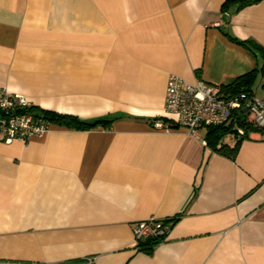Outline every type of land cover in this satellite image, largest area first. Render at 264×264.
I'll list each match as a JSON object with an SVG mask.
<instances>
[{
  "label": "crops",
  "instance_id": "obj_1",
  "mask_svg": "<svg viewBox=\"0 0 264 264\" xmlns=\"http://www.w3.org/2000/svg\"><path fill=\"white\" fill-rule=\"evenodd\" d=\"M226 1L0 0V89L108 123L0 140V264H264V130L228 156L208 128L150 125L171 118L170 75L223 86L264 63L229 39L264 48V0ZM150 218L171 229L145 252L132 225Z\"/></svg>",
  "mask_w": 264,
  "mask_h": 264
},
{
  "label": "built area",
  "instance_id": "obj_2",
  "mask_svg": "<svg viewBox=\"0 0 264 264\" xmlns=\"http://www.w3.org/2000/svg\"><path fill=\"white\" fill-rule=\"evenodd\" d=\"M165 114L168 121L156 119L151 127L163 133L183 129L191 138L199 140L202 129L226 127L235 124V116L244 114L246 122L264 130V97L254 92L225 94L222 86L203 80L189 82L176 75L167 80ZM243 111H246L244 113ZM236 126V125H235ZM52 124L33 110V106L18 94L0 89V140L6 144L13 141L28 143L41 138L51 130ZM236 137L245 135L244 129L236 126ZM202 144H206L201 140ZM171 229L169 222L153 218L138 221L132 225V236L137 246L146 240L158 243L165 240ZM85 264H93L87 259Z\"/></svg>",
  "mask_w": 264,
  "mask_h": 264
},
{
  "label": "trees",
  "instance_id": "obj_3",
  "mask_svg": "<svg viewBox=\"0 0 264 264\" xmlns=\"http://www.w3.org/2000/svg\"><path fill=\"white\" fill-rule=\"evenodd\" d=\"M260 1L261 0H228L223 5V9L226 10L232 5H235L237 9H240L249 5L256 4ZM229 39L235 44L250 50L256 56L264 59V48H262L256 42L252 40L242 41L231 37H229ZM259 76L264 78V63H262L259 69L251 71L243 76L237 77L233 79L229 84L223 85L222 90L225 94H229V95L239 92H253L255 82ZM38 114L42 116L44 120L50 122L52 125L65 126L75 129H82V128L85 129V128H93L98 125H108L107 121L98 120L91 123H86L79 120L75 116L58 114L51 111L40 110ZM234 120H235V124L230 123L226 127L224 126L208 127L206 141H207V145L211 147L213 151L226 154L228 156H233L238 143L241 141L240 140L241 138H243L248 132L259 131L257 128L250 126L246 122L245 116L242 113H240L239 115L236 114ZM235 125L244 129L245 131V135L242 136L240 139H237L236 137L237 130ZM228 135H232L233 137H235V139L237 140L236 145L233 148H229L227 146L219 147V143ZM157 243L158 242L154 240H146L141 242L137 247L139 250L149 252L152 249V247Z\"/></svg>",
  "mask_w": 264,
  "mask_h": 264
},
{
  "label": "rangeland",
  "instance_id": "obj_4",
  "mask_svg": "<svg viewBox=\"0 0 264 264\" xmlns=\"http://www.w3.org/2000/svg\"><path fill=\"white\" fill-rule=\"evenodd\" d=\"M259 85V79L256 80L255 85H254V89L257 91V93H260L261 90L258 88Z\"/></svg>",
  "mask_w": 264,
  "mask_h": 264
},
{
  "label": "water",
  "instance_id": "obj_5",
  "mask_svg": "<svg viewBox=\"0 0 264 264\" xmlns=\"http://www.w3.org/2000/svg\"><path fill=\"white\" fill-rule=\"evenodd\" d=\"M244 113H246V111H243Z\"/></svg>",
  "mask_w": 264,
  "mask_h": 264
}]
</instances>
